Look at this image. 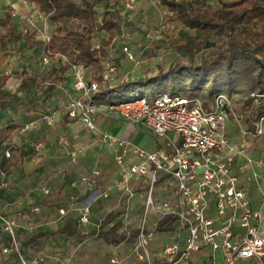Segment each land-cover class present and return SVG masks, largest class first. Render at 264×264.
Listing matches in <instances>:
<instances>
[{
  "label": "built area",
  "instance_id": "built-area-1",
  "mask_svg": "<svg viewBox=\"0 0 264 264\" xmlns=\"http://www.w3.org/2000/svg\"><path fill=\"white\" fill-rule=\"evenodd\" d=\"M127 8L134 10V0H129ZM33 12L44 21L43 24L38 25L30 16L23 17L26 26L22 31L28 33L34 28L38 39L49 42L51 30L47 20L39 12ZM11 15L19 17L14 9ZM123 51L130 61L134 60L128 46ZM61 60L66 64L65 57L62 56ZM42 63L48 66L51 60L44 58ZM118 72L115 65L106 63L102 83H99L93 80L84 66H73L69 72L70 92L77 97L64 110L52 112L42 119L49 127L56 126L63 118L77 119L87 130L96 133L110 150L119 169L117 186L124 191L127 201L131 202L137 193L144 198V212L135 247L141 264H189L192 255L204 248H210L214 253L221 252L223 264H238L242 260H257L264 264V197L258 207L252 206L235 170V154L241 148L233 145L226 134L230 121L243 122V115L237 111L233 98L221 94L205 102L201 98L165 93L152 100L142 98L108 106V113L142 126L154 138L155 148L147 151L120 140L108 131H101L97 125L96 115L100 107L94 104L93 98L102 85L109 84L118 76ZM251 97L264 95L251 94ZM35 126L36 123L32 122L23 130L28 131ZM253 126L256 137L264 135V116L253 122ZM66 141L64 138L61 142ZM6 157L10 159L11 153L6 152ZM71 158L75 161L77 153H72ZM100 177L101 172L95 170L91 177L83 179L87 190L93 193L92 201L109 197V192L96 191ZM165 177L174 184L160 195L158 185ZM132 183L140 185L139 188L143 184L144 192L133 190ZM41 192L45 196L51 194L47 187H42ZM92 201L80 207L79 223L86 232L95 226L91 222ZM211 211L217 218L224 217L225 221L218 225L219 219L212 217ZM228 212L230 215L226 217ZM60 215L66 216V212L61 210ZM0 219L13 240L12 248L3 249V255H16L20 264L43 262L39 256L26 259L15 238V222ZM166 219H174L188 231V237L184 246L176 243L167 245L154 255L151 243L155 238V229ZM101 223L96 225L98 229ZM111 264L122 262L113 258Z\"/></svg>",
  "mask_w": 264,
  "mask_h": 264
},
{
  "label": "trees",
  "instance_id": "trees-1",
  "mask_svg": "<svg viewBox=\"0 0 264 264\" xmlns=\"http://www.w3.org/2000/svg\"><path fill=\"white\" fill-rule=\"evenodd\" d=\"M25 1L55 28L51 30L50 41L43 42L34 31L24 33L20 30L19 19L11 15L12 9L8 8L6 15L0 18V109L24 104L26 112L41 113L42 118L51 114L52 112H45L42 108L52 100L62 85L69 84V72L76 65L84 66L93 80L99 83H102L108 62L119 69L118 76L120 75L121 61L114 57L112 51L116 49L118 40H125V27L128 24L122 20L117 4H110L108 0ZM157 1L161 8L167 10L161 27L166 32H186L183 40L170 44L171 51L178 53L180 57L167 67L158 66L157 73L153 75L145 73L120 79L117 76L109 84L102 85L93 98L94 104L120 105L142 98L152 100L165 93L210 102L221 94L232 97L247 93L249 99L244 103L248 109L252 108L255 99L259 101L248 120L254 131L253 122L264 116V97H250L251 94L264 95V0H218L217 6L198 0ZM214 38L224 39L225 43L216 46L217 53L206 56V49L211 47L207 45ZM95 42L98 44L95 45ZM12 45H22L29 51L42 50V59L48 58L51 63L44 66L41 59V73L26 69L11 74L1 72L3 63L8 59L6 51ZM151 45L159 48L157 44ZM62 56L67 59L66 64L62 63ZM11 79L20 82L21 96L6 90ZM149 87L152 88L151 94L145 92ZM32 88L42 91L39 100L28 94ZM28 121L32 119L28 120L26 117L18 123L13 121L2 129L0 147L15 132L23 129ZM6 152L11 153L10 159L6 157ZM18 154L13 146L3 148L0 168L18 167L21 161ZM49 200L55 204L58 199L56 197ZM118 215H107L105 223H111ZM0 218L7 219L1 213ZM174 222L173 219H166L159 223L157 230H165L168 226H173ZM4 227L0 219V264H20L16 255H3V249L13 246L12 236ZM118 230L119 225L108 230H104L102 225L98 235L106 243H116L110 237L117 235ZM29 232L15 230L19 249L26 259H29L28 249L38 250L43 245V238L54 235L40 229ZM58 233L68 238L83 239L93 232L84 231L79 221L65 220ZM137 237L138 231L132 232L131 241ZM118 240L120 242L124 238L120 237Z\"/></svg>",
  "mask_w": 264,
  "mask_h": 264
},
{
  "label": "crops",
  "instance_id": "crops-1",
  "mask_svg": "<svg viewBox=\"0 0 264 264\" xmlns=\"http://www.w3.org/2000/svg\"><path fill=\"white\" fill-rule=\"evenodd\" d=\"M198 1L213 6L218 4V0ZM155 2L158 5V1ZM4 3H7L8 8L17 11L22 18L29 17L32 12V7L25 0L18 2L0 0V5ZM162 9L166 15L167 10ZM3 17L0 13V18ZM17 47L12 45L10 50L6 51L8 59L3 63L1 72L11 74L18 67L19 72L24 69L29 72L37 70L36 60L29 56L26 62L19 63L21 56L16 57ZM31 51L33 50L29 52ZM15 82L18 80L11 79L8 82L6 88L8 92H10L9 85ZM11 93L14 95V92ZM76 97L77 94L70 92L69 82L62 85L58 93H55L52 100L42 109L45 112L62 111ZM99 107L100 112L96 115V121L101 131H108L120 140L147 151L155 148L154 138L142 126L134 125L108 113V105ZM17 113L14 105L0 109V131L13 121L16 123L20 121L21 117ZM23 114L28 117V120L32 119L28 121V124L35 122L36 126L28 131L18 130L0 147L1 154L3 148L13 146L19 152L18 156L21 160L18 167L0 168V213L15 222L16 230L31 232L37 227H42L40 230L54 233L52 237L42 239L43 245L38 250L28 249L27 257L29 259L37 256L43 258L40 264H111L113 258H117L122 264H141L135 253L137 239L131 241V236L132 232L138 231L140 227L144 212V198L137 193L131 202L127 201L126 194L117 186L119 169L110 150L99 140V136L87 130L77 119L63 118L56 126L49 127L43 121L41 113L24 110ZM35 117L37 118L33 120ZM242 123L230 121L226 134L233 145L241 148L235 154V170L240 178V185L244 188L252 206L258 207L264 197V135L256 137L251 127H246ZM64 138L67 141L62 143ZM74 152L77 153L75 161L71 158ZM260 161L263 162L262 165L258 164ZM95 170L101 172L96 191L109 192V197L92 201L93 193L87 190L83 179L91 177ZM255 175H258L257 180ZM173 184L171 179L162 178L158 185V194H165ZM41 186L49 188L51 195L45 196L41 192ZM139 187L140 185L136 183L131 184L133 190L144 192V185L141 184V188ZM51 197H57L55 204L37 203L38 199ZM90 201H92V226L95 225L90 232L93 233L83 239L68 238L58 233L62 228L57 227L58 223L63 226L65 220L79 221L81 205L85 202L88 204ZM41 208L42 211L45 209L48 212L64 210L66 216H61L59 212L58 219H53V216L44 218L43 215L33 214V212H39ZM109 214L119 215L111 223L106 224V216ZM210 215L219 219L218 225L225 221L224 217L217 218L214 211H211ZM229 215L230 212L226 217ZM99 223L104 226V230L119 225L117 235L110 237V240L115 239L116 243H106L98 235L99 229L96 225ZM157 228L151 243V251L154 255H158L167 245L176 243L184 246L188 237V231L185 228L175 222L173 226H168L165 230H157ZM120 237L124 240L119 242ZM189 264H223L222 253H214L210 248H204L192 255ZM238 264L261 263L257 260H242Z\"/></svg>",
  "mask_w": 264,
  "mask_h": 264
},
{
  "label": "rangeland",
  "instance_id": "rangeland-1",
  "mask_svg": "<svg viewBox=\"0 0 264 264\" xmlns=\"http://www.w3.org/2000/svg\"><path fill=\"white\" fill-rule=\"evenodd\" d=\"M18 2L19 0H12ZM156 0H134V10H129L127 8V4L129 0H108L110 4H117L119 6L118 11L122 16V20H125L128 24L125 27L126 39L124 41L116 42V49L112 51L114 57L119 58L121 61L120 75L118 79L123 78L124 76L133 77V76H141L143 74L153 75L157 73L158 66L167 67L172 64L175 60H177L180 55L178 53H174L170 49L171 43H178L185 38V31H176L170 30L166 32L165 29L161 27V22L165 17L163 9L157 5ZM208 1V0H205ZM23 5L24 3L21 2ZM9 6L7 3L0 5V13L1 17L5 16L7 13V8ZM30 17L34 19V21L41 25L44 21L40 20L38 16H36L32 10ZM20 30L25 28L26 20H23L22 17H19ZM49 24V23H48ZM50 30H53L55 27L50 25ZM34 31V28L31 29ZM225 43L224 39H211L207 46H211L207 48L205 51L206 56L215 54L218 52L216 46L223 45ZM97 45L98 42H95ZM151 44H157L159 48H155ZM125 46H128L129 52H131L133 56V61H130L127 55L124 53L123 49ZM21 56V60L19 63L26 62L28 60V56L36 60L37 70L39 72H43V65H41L42 59V50L31 51L27 48H24L22 45H18L16 48V57ZM20 65V64H19ZM19 68V67H18ZM16 68L13 73H18L19 69ZM20 82L11 83L9 85L10 92H14V95L21 96L22 93L19 91ZM41 90H37L33 88L29 91V95L34 96L35 99L39 100L41 98ZM146 93L151 94L152 88L149 87L145 90ZM251 97V96H250ZM234 100V104L236 105L237 111L243 115V123L246 127H251V121H248L252 116L253 110L259 105V101L255 99L252 108L249 110L245 106V101L249 98L247 97V93L239 94L232 96ZM253 98V97H251ZM261 98V97H260ZM26 109L25 105H15L14 110L18 112L17 114L21 117V120H24L26 116L23 114V111ZM53 199V197L49 198ZM47 198H41L37 200V203L44 205L45 203H49L50 200ZM86 203V202H85ZM83 203V204H85ZM33 214L43 215L44 218H50L53 216V219H58L59 212L57 210L47 211L42 208L39 212H33ZM33 219V218H32ZM57 227L61 228L62 224L57 225ZM36 230L42 229V227L35 228Z\"/></svg>",
  "mask_w": 264,
  "mask_h": 264
}]
</instances>
